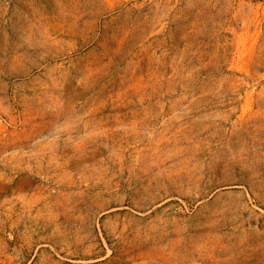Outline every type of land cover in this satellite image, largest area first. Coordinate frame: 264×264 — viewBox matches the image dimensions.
Masks as SVG:
<instances>
[{"label":"rangeland","instance_id":"374dc122","mask_svg":"<svg viewBox=\"0 0 264 264\" xmlns=\"http://www.w3.org/2000/svg\"><path fill=\"white\" fill-rule=\"evenodd\" d=\"M0 264H264V0H0Z\"/></svg>","mask_w":264,"mask_h":264}]
</instances>
